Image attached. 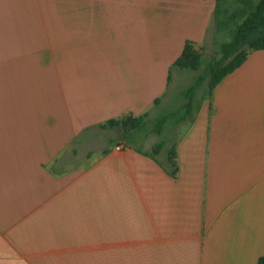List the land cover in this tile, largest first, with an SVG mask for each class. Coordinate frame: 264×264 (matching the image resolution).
<instances>
[{
	"label": "crops",
	"instance_id": "1",
	"mask_svg": "<svg viewBox=\"0 0 264 264\" xmlns=\"http://www.w3.org/2000/svg\"><path fill=\"white\" fill-rule=\"evenodd\" d=\"M215 4L0 0V264H258L264 50L164 129L174 178L155 134L100 128L180 107L193 73L172 65L186 42L214 54Z\"/></svg>",
	"mask_w": 264,
	"mask_h": 264
},
{
	"label": "trees",
	"instance_id": "2",
	"mask_svg": "<svg viewBox=\"0 0 264 264\" xmlns=\"http://www.w3.org/2000/svg\"><path fill=\"white\" fill-rule=\"evenodd\" d=\"M214 25L216 37L228 38L224 42H219L216 38L215 51L211 58L203 61L202 54L191 42L184 44L180 57L174 62L172 67L179 70L199 72L192 84L186 87L181 98L184 101L180 107L167 115L156 119L152 129L146 131L147 114L138 117L130 114L122 115L118 119H112L100 125L101 129L116 130L125 141H134V135L145 132V134L160 135L164 127L170 121L173 125H178L184 121L192 119L193 113L199 108L201 102L210 95L214 86L227 74L240 66L249 53L256 50H264V0H215ZM169 81V79H168ZM206 85V93L197 99L196 94L200 87ZM154 101V105L158 104ZM139 135V134H138ZM141 135V134H140ZM139 135V136H140ZM165 143H156L148 154L168 176L174 178L178 168L176 154L172 147L163 163L155 159ZM258 264H264V256L260 257Z\"/></svg>",
	"mask_w": 264,
	"mask_h": 264
},
{
	"label": "rangeland",
	"instance_id": "3",
	"mask_svg": "<svg viewBox=\"0 0 264 264\" xmlns=\"http://www.w3.org/2000/svg\"><path fill=\"white\" fill-rule=\"evenodd\" d=\"M254 2H257V0H253ZM39 15H37V17L35 18L34 17V15H31V18H33V20H41V21H50V20H53V15H40V18L38 17ZM13 17V15H10V21H14L15 19L14 18H12ZM45 17V18H44ZM16 21V20H15ZM218 39H219V42H224V41H226V40H228V38H226V37H222V36H219V37H217ZM213 50H214V48H213V46L212 47H205V48H203V50L201 51V54H202V56H203V61H204V63H205V61H207V60H209L210 59V55L211 54H213ZM186 72H188V73H193L192 74V76H193V79H192V81H188V82H185V83H183V82H180V85H179V87H183V85H185V84H192L193 82H194V80L197 78V76H198V74H199V72L200 71H198V72H191V71H186ZM206 90H207V88H206V85L205 84H203L201 87H200V90L198 91V93L196 94V97L197 98H200V97H202V96H204V94L206 93ZM169 110V108L168 107H164V108H161V109H157L156 110V113H160V114H163V113H165V112H167ZM146 125H145V130L146 131H148L149 129H152L153 128V126H154V123H155V120H150L149 119V121H148V117L146 118ZM173 121H170L169 123H167L166 125H165V127H164V129H166V128H170L171 127V125L170 124H172L173 125V123H172ZM146 131H144V132H140V133H138L139 135L140 134H145V132ZM181 131V130H180ZM135 133H132L131 135H132V137L133 136H137L138 134H136V135H134ZM168 133L166 132V130H164V131H162V133H161V136L160 135H153L154 136V142H153V145H155L157 142H160V141H162V142H164L165 143V147L167 146V145H170L171 144V140L170 141H168V135H167ZM174 137H175V135H174ZM171 139H172V136H171ZM159 158H161V156L159 155Z\"/></svg>",
	"mask_w": 264,
	"mask_h": 264
},
{
	"label": "built area",
	"instance_id": "4",
	"mask_svg": "<svg viewBox=\"0 0 264 264\" xmlns=\"http://www.w3.org/2000/svg\"><path fill=\"white\" fill-rule=\"evenodd\" d=\"M123 149H124V146L121 145V144H118V145L115 146V150L116 151H122Z\"/></svg>",
	"mask_w": 264,
	"mask_h": 264
}]
</instances>
